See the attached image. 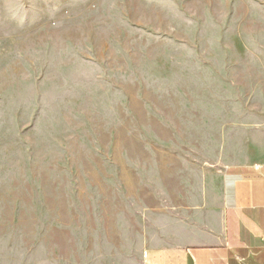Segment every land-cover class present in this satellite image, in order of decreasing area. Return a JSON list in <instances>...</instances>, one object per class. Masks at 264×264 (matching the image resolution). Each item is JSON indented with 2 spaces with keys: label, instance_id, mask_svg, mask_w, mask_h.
<instances>
[{
  "label": "rangeland",
  "instance_id": "1",
  "mask_svg": "<svg viewBox=\"0 0 264 264\" xmlns=\"http://www.w3.org/2000/svg\"><path fill=\"white\" fill-rule=\"evenodd\" d=\"M253 126L264 0H0V264H130Z\"/></svg>",
  "mask_w": 264,
  "mask_h": 264
},
{
  "label": "crops",
  "instance_id": "2",
  "mask_svg": "<svg viewBox=\"0 0 264 264\" xmlns=\"http://www.w3.org/2000/svg\"><path fill=\"white\" fill-rule=\"evenodd\" d=\"M235 134L170 229H136L130 264H264V126Z\"/></svg>",
  "mask_w": 264,
  "mask_h": 264
}]
</instances>
